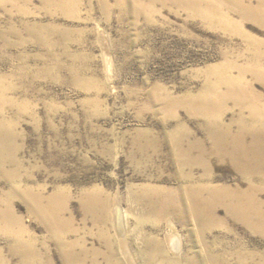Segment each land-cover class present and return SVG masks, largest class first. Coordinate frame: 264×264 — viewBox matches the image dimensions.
<instances>
[{"label":"rangeland","instance_id":"1","mask_svg":"<svg viewBox=\"0 0 264 264\" xmlns=\"http://www.w3.org/2000/svg\"><path fill=\"white\" fill-rule=\"evenodd\" d=\"M61 1L0 0V139L9 141L1 157L20 176L0 174V197L9 196L8 229L17 233L22 223L23 242L38 257L24 263L3 231L0 264H129L116 200L136 264H264L263 231L223 205L202 226L185 210L191 186L247 189L250 181L220 159L213 138L221 124L264 151V133H250L264 118L231 100L220 120L174 106L202 96L218 75L237 78L245 69L242 84L264 106V83L250 68L259 59L264 71V25L239 8L260 0ZM211 5L212 18L194 11ZM260 179L251 182L264 202ZM14 185L40 197L39 212ZM51 198L54 212L46 210Z\"/></svg>","mask_w":264,"mask_h":264},{"label":"bare ground","instance_id":"2","mask_svg":"<svg viewBox=\"0 0 264 264\" xmlns=\"http://www.w3.org/2000/svg\"><path fill=\"white\" fill-rule=\"evenodd\" d=\"M235 1L238 2V0H235ZM78 2H79V0H62L61 2H59L58 5L64 6L66 3L67 4L72 3L74 5H77ZM215 6L211 5V6H208V8H205L203 6L205 9L195 8L194 11L202 14L201 16H204L207 18H212L213 16H215L218 13V11H217L218 9L215 8ZM239 8L242 10V12H244V14H245V12H247L249 10L248 11L250 13L249 15L252 16L253 18L257 19L258 21L261 22V24L264 25V0H260L259 5H257V7H255V8H251V9L249 7H248L249 9H242V7H239ZM255 48H256V45H255ZM254 64L255 65L251 66L250 68L255 71L258 78L260 80H262L264 83V71L260 68L261 63H260L259 59L258 60L256 59ZM241 69H243V68H241ZM246 70L247 69L243 70L241 72V75H239V77H237V78H232L231 76L228 77V76H222V75L219 77V75H218V78L216 79L215 83L213 82L214 84L213 83L211 84V82H210L209 85L207 86L206 90L203 92L204 94L202 96H199V98H196V99H195V97H194V99L188 98L187 101L185 100L186 102L184 100L180 101V102L174 100V102H175L174 106L176 104L178 106H179V104H183L182 106L186 105L189 110H192L196 113H199L200 115L202 114L203 116H206L208 118H212V119L214 118V119L220 120L221 119L220 116L222 115V111L226 108L225 102L226 101L228 102V100H231L240 109L248 110L251 118L253 117L254 119H263L264 118V106L262 105V103L260 104L259 95L255 91H253V89L251 87H248L249 85L245 86L242 84L241 79L243 78V74H245ZM207 74H208V72H207ZM222 87L225 88V90H226L225 92L220 91ZM1 96H2V94L0 93V97ZM163 96L164 97H163L162 101L165 103V106L169 105V107H170L174 103L172 100L173 98H171L170 94H168V93H164ZM167 109H168V107H167ZM258 122H260V120ZM220 125H218L219 126V131H217L218 133L216 132L217 136H215L213 138L214 139L213 150L215 151L216 154H218V156L220 157L221 160H227V161H229V163L233 164L234 167L239 172H241L242 175L245 176V178L247 180L250 181V183L247 186L246 190H243L240 188H236V189L231 188L232 190H229L230 188L227 189V188H222V187L221 188H213L212 187L213 185L211 186L212 188L209 187V185H206V186L202 185V187L196 186V185L194 187L191 186L190 188L186 187V188H188V190L185 191V193H186L185 197L188 199V201H187L188 205L185 208V210L187 212H190L197 219L199 224H201V226H202L204 224V220L207 217H208V219H209V217L212 218L211 216H212L213 212L215 211L216 205H218V206L223 205L224 208L226 209V211L230 215H232V217L235 216V217L241 219L242 221H244V223H246L249 227H253L256 230L264 232V202H262L258 198L259 191H261L262 189L260 187H258L257 185H255V183L251 182V179L253 177H255L256 175L258 177L260 176L261 178L264 179V151H256L258 149H256L254 151V150L250 149L249 147H246L242 142V135L243 134L238 135V137H236V138L235 137L234 138L229 137V135H230L229 129L223 128V126H220ZM251 128L253 129L252 132H250L252 134L253 133L255 134V132L261 133V134L264 133V124H261V125L259 124V126H255V127L251 126ZM2 130L0 131V133L2 132ZM216 130H217V128H216ZM253 131H255V132H253ZM3 134L6 135L5 133H3ZM10 134L11 133H9V135ZM2 138L4 139V137H2ZM257 138H258V136H257ZM13 141H14V139H13ZM8 142H9L8 136H5L4 140L0 139V174L2 175V177L4 179H7V181L12 179V178H14V179L20 178L17 171L9 174V170L6 169L7 164H5L6 162L1 157L2 156L1 152L3 151V149L8 147ZM259 143H261V142H259ZM178 157H179V155H178ZM7 160H8V158H7ZM262 183H264V182H262ZM260 184H261V182H260ZM14 188L13 189H14L15 193L18 196H20V198L24 199L28 203V206L33 211H36V210L38 212L40 211L42 206H41V199L39 196L32 195L31 191L28 189L21 191L15 185H14ZM183 193H184V191H183ZM203 194H206L208 196L207 199L203 198ZM1 202L5 205V209L1 210L2 207L0 209V232L4 231V233H6V235L8 234L10 237L13 236L15 238L17 245H19L18 247H21V253H22V258H23L22 260L24 263H29L31 261L37 260L38 257H36V253L34 251L33 244H31V242H29V243L23 242V234H24L23 231L25 229H23L22 223H20V225H19L20 230L18 232L15 231L17 233H13L8 229L9 226L12 225V224H10L11 222L9 221L11 218V215H12L11 214V205L9 203L10 202L9 196L6 194H3L0 197V203ZM55 203H56L55 198L49 199L47 201V204L45 203L46 204V210H51L54 212L55 208H57V207H55ZM61 207H62V209L66 208V203L64 201L62 202ZM167 208H168L167 206L162 205L160 211L163 212ZM171 208L175 209V210L177 209L174 207H171ZM122 210L123 209L121 208L118 201L116 200L115 201V211H114V222H115V226H116V231H117L119 237L121 238V242L123 244L121 250L123 251V254L126 256V259L128 260L129 264H136V261L132 255V253L128 249L126 242H125V237H124L125 231L123 228L124 223H125L124 222L125 217H124ZM47 212L48 211H46L45 214ZM47 216H49V214ZM50 216H51V214H50ZM98 219H99V217H98ZM172 226L173 225H171V227ZM25 233H27V232H25ZM175 234H176V232L174 233V235ZM175 244H176V242H175ZM1 255H0V261L2 263L4 261V259L1 257Z\"/></svg>","mask_w":264,"mask_h":264}]
</instances>
